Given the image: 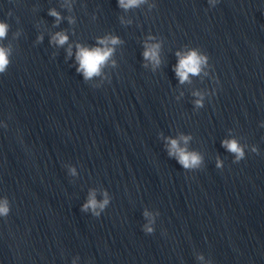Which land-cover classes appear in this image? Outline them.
<instances>
[{"label":"clouds","instance_id":"obj_1","mask_svg":"<svg viewBox=\"0 0 264 264\" xmlns=\"http://www.w3.org/2000/svg\"><path fill=\"white\" fill-rule=\"evenodd\" d=\"M148 0H118V5L125 11H128L133 8H139L141 5L147 3ZM211 2V0H210ZM70 7V5H69ZM154 5H149L151 9ZM49 15L56 18L57 21L61 19L60 14L55 11V9L49 10ZM69 23H74V20L69 17ZM121 23L130 24L131 21H125L121 17ZM9 31V25L3 21H0V41L6 39ZM19 35V33H17ZM38 41L42 40V37L37 38ZM69 37L65 32H57L52 38L51 42L63 46L68 43ZM149 41H156L155 36H148L147 40L144 42V52L143 57L146 61H150L153 70H155L161 64L160 59V49L161 41H156L150 43ZM123 41L114 35H106L104 37L97 38V45L94 47H89L77 43L75 45V60L78 64L76 71L81 73L84 80L88 81L94 77L101 76L103 69L109 64L115 67L116 62L112 59L115 53V47L121 44ZM11 47L0 44V74L7 72L8 67L11 63ZM67 55L71 57L73 55V46L69 45L67 49ZM177 64L174 66L173 71L175 72L176 77L178 78L181 84L190 82V76L199 75L203 68L208 65V57L201 54L197 49H189L186 52L177 51ZM147 66V65H145ZM193 95L197 97L194 101V104L197 108L203 107V95L200 92H194ZM192 139L190 135L181 134L178 138H166L167 140V150L170 157H174L178 164L184 169H196L203 162V157L196 151H191L187 148V144ZM181 141L184 146H181ZM222 146L226 148L230 153L234 154L235 160L234 163H239L245 159L244 148L241 144L235 139H225L222 142ZM252 151L258 154V150L253 147ZM217 167H222V161L217 160ZM70 174L75 175L76 171L74 168L70 169ZM103 200L98 201L96 199L95 190L89 192L87 202L82 205L81 211L91 210L92 214L96 217H99L101 212L104 211L109 203L110 197L107 191L102 193ZM10 208L9 202L5 198L0 200V217H7L9 215ZM146 218H150L151 214L147 211L144 212ZM153 219H149V224L144 226V231L146 233H152L153 228L150 226L153 223ZM202 259L203 257H199Z\"/></svg>","mask_w":264,"mask_h":264},{"label":"water","instance_id":"obj_2","mask_svg":"<svg viewBox=\"0 0 264 264\" xmlns=\"http://www.w3.org/2000/svg\"><path fill=\"white\" fill-rule=\"evenodd\" d=\"M216 2L264 95V0H216Z\"/></svg>","mask_w":264,"mask_h":264}]
</instances>
